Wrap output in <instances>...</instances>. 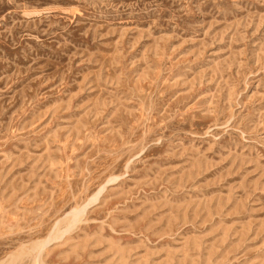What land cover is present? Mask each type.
I'll return each instance as SVG.
<instances>
[{"label": "rangeland", "instance_id": "374dc122", "mask_svg": "<svg viewBox=\"0 0 264 264\" xmlns=\"http://www.w3.org/2000/svg\"><path fill=\"white\" fill-rule=\"evenodd\" d=\"M0 264H264V0H0Z\"/></svg>", "mask_w": 264, "mask_h": 264}]
</instances>
